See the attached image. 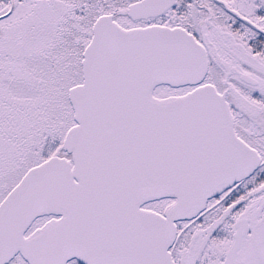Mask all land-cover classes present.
<instances>
[{
    "label": "snow or ice",
    "instance_id": "6c2138e0",
    "mask_svg": "<svg viewBox=\"0 0 264 264\" xmlns=\"http://www.w3.org/2000/svg\"><path fill=\"white\" fill-rule=\"evenodd\" d=\"M0 264H264V0H0Z\"/></svg>",
    "mask_w": 264,
    "mask_h": 264
}]
</instances>
